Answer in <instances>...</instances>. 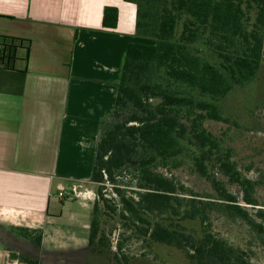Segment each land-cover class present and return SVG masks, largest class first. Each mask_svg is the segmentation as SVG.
Listing matches in <instances>:
<instances>
[{
	"label": "trees",
	"instance_id": "trees-1",
	"mask_svg": "<svg viewBox=\"0 0 264 264\" xmlns=\"http://www.w3.org/2000/svg\"><path fill=\"white\" fill-rule=\"evenodd\" d=\"M125 1L137 6V34L155 43H132L127 48L111 116L115 123L107 128L106 122L103 125L92 182L116 186L120 174L136 169V196L129 197L116 187L114 191L121 205L120 217L131 222L143 237L185 252L195 264H249L245 252L213 232L211 215L218 212L240 218L262 234L264 224L252 217L223 182L209 174L207 163L213 160L220 165L229 181L242 189L247 206L258 205L256 183L244 178L230 156L222 153L204 122L225 120L218 103L236 86L253 81L259 72L264 50V0ZM117 24L118 10L106 7L103 26L115 29ZM199 42L210 48L218 64L192 51ZM30 50V41L0 36V68L17 70L20 54L25 51L26 71ZM127 111L131 112L122 119ZM186 123H191V132ZM188 133L198 148L195 166L210 180L215 201L197 199L198 195L191 193L192 198L180 197V192L188 193L185 187L156 171L171 163L181 164ZM103 190L99 187L94 203L89 243L109 250L107 236L101 232V202L116 213L118 205H111L114 200L106 199ZM257 216L264 219V211L259 209ZM187 221H199L201 233L188 230L184 225ZM15 231L41 246V230Z\"/></svg>",
	"mask_w": 264,
	"mask_h": 264
},
{
	"label": "crops",
	"instance_id": "crops-1",
	"mask_svg": "<svg viewBox=\"0 0 264 264\" xmlns=\"http://www.w3.org/2000/svg\"><path fill=\"white\" fill-rule=\"evenodd\" d=\"M136 24L125 0H0V36L31 43L26 71L25 51L0 68V264H103L89 243L92 174L127 48L153 44ZM18 228L41 230V246Z\"/></svg>",
	"mask_w": 264,
	"mask_h": 264
},
{
	"label": "rangeland",
	"instance_id": "rangeland-1",
	"mask_svg": "<svg viewBox=\"0 0 264 264\" xmlns=\"http://www.w3.org/2000/svg\"><path fill=\"white\" fill-rule=\"evenodd\" d=\"M254 21L255 13L251 14ZM181 32V28L178 33ZM152 43H155L151 40ZM197 51V55L204 60L218 64L215 55L210 48L199 42L191 47ZM195 54V53H194ZM158 102L159 100H152ZM222 115L225 120L204 122L205 130L212 134L219 142L222 153L228 154L230 160L236 165L241 175L254 181L256 189L254 197L258 201L256 207L247 206L243 202L242 189L229 181L220 169V165L213 160L208 164L209 174H214L236 195L241 205L248 207L252 217L264 224V219L257 216L259 209L264 211V50L263 59L260 64L256 78L243 86H236L235 89L219 103ZM131 111L125 112L122 119H126ZM115 123L114 118L106 122V128ZM191 132V123H186ZM188 133V140L185 142L186 150L181 164L167 167H159L156 171L166 177L174 179L179 185L185 187L188 193L180 192V197L192 198L198 195L197 199L214 200L216 192L208 178L202 176L195 166L194 152L198 148L194 145L195 139ZM136 169H126L117 180L116 186L106 182L96 184L95 200L98 197L99 187H104L103 194L106 199L114 200L111 205L117 203V213L107 209L101 202L103 210L101 216V232H103L110 243V249L104 250L102 254L103 264H195L189 260L185 252L167 245L156 244L143 237L137 228L120 217L121 205L114 187L123 189L127 196H136L137 188ZM191 193V194H190ZM211 228L215 234L225 239L230 245L245 252V261L249 264H264V234L253 229L244 220L232 218L224 213H213L211 215ZM188 230L201 233L199 221L185 222ZM121 245V250L118 246ZM99 251V248L96 247ZM100 253V252H99ZM97 254V253H96ZM124 256L126 259H124ZM116 257L118 259H116Z\"/></svg>",
	"mask_w": 264,
	"mask_h": 264
}]
</instances>
